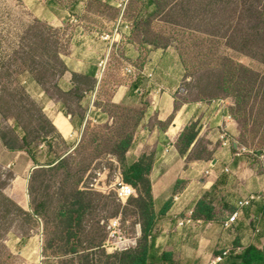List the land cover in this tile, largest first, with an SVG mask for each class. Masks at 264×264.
<instances>
[{"label": "rangeland", "instance_id": "1", "mask_svg": "<svg viewBox=\"0 0 264 264\" xmlns=\"http://www.w3.org/2000/svg\"><path fill=\"white\" fill-rule=\"evenodd\" d=\"M89 16L126 22L139 52L171 70L176 111L230 106V139L255 160L264 150V0H0V264L112 262L125 252L105 247L115 242L114 220L117 236L136 243L129 250L142 237L140 192L122 202L116 189L147 103L107 106L111 119L72 143L56 133L39 96L55 87L73 27ZM223 127L216 141L209 125L200 128L188 159L211 161ZM186 185L176 183L172 204L189 195ZM163 202L154 199L155 211Z\"/></svg>", "mask_w": 264, "mask_h": 264}, {"label": "crops", "instance_id": "2", "mask_svg": "<svg viewBox=\"0 0 264 264\" xmlns=\"http://www.w3.org/2000/svg\"><path fill=\"white\" fill-rule=\"evenodd\" d=\"M87 19L73 27L63 56L65 69L55 87L51 92L39 94L46 98L45 110L56 133L62 140L76 143L89 126H100L111 119L106 113L107 106L147 103L141 128L126 159L131 165L143 155L150 156L153 198L163 199V204L171 202L169 210L156 221L152 256L157 257L158 264H209L223 250L232 249L220 264H264L263 204L244 208L230 230L222 227L223 221L237 210L239 200L264 192L262 160L251 158L249 151L241 152L238 145L232 150L217 147L211 161L188 159L204 134L200 128L205 123L210 126L215 141L216 132L225 123L230 129L231 122L227 119L230 106L223 108L218 102L196 103L192 107L183 105L176 111L177 87L172 82L171 70L163 69L156 57L140 53L123 25L120 34H115L118 19L108 21L103 16ZM104 36L111 39L104 40ZM101 62L105 63V69L99 75ZM127 68L133 73H127ZM192 123L199 128V134L186 153L181 154L180 135ZM177 126L181 131L172 138L170 130ZM225 168L229 169L228 173ZM208 170L212 171L210 176L205 175ZM179 180L186 181L183 190H188L189 195L184 203L173 205L170 192H175ZM203 198L212 203L214 218L206 220L194 213L195 224L177 228L176 220L191 210L195 212ZM238 247L244 250L241 254L234 252Z\"/></svg>", "mask_w": 264, "mask_h": 264}, {"label": "trees", "instance_id": "3", "mask_svg": "<svg viewBox=\"0 0 264 264\" xmlns=\"http://www.w3.org/2000/svg\"><path fill=\"white\" fill-rule=\"evenodd\" d=\"M196 127V124H192L186 127L185 131L180 135L179 142L182 144L180 149L181 154L186 153L187 149L196 140L198 135ZM121 145L127 149L130 147V141L124 140L121 142ZM151 169L152 160L147 155H143L137 162L123 168L122 181L140 192L137 202L140 208L142 237L136 249L108 256L107 258L112 259V262H107L106 264H151L153 256L150 238L153 236L158 217L164 215L171 206V202L169 201L163 205L158 213L155 211L153 188L149 178ZM194 213L197 217L211 220L214 218V207L211 202L203 198L197 203ZM71 250L73 251L74 249ZM164 257H168V254H165ZM86 264L92 263L88 261Z\"/></svg>", "mask_w": 264, "mask_h": 264}, {"label": "built area", "instance_id": "4", "mask_svg": "<svg viewBox=\"0 0 264 264\" xmlns=\"http://www.w3.org/2000/svg\"><path fill=\"white\" fill-rule=\"evenodd\" d=\"M123 25L125 30H129L130 26L126 23L121 21L119 23V25H117V27L114 30L115 34H120V25ZM104 40H108L111 39V36H104L103 37ZM98 74L100 75L102 72H104L105 69V63L101 62L98 65ZM126 72L131 74L133 73L132 69L127 68ZM227 119L230 122H233V118L232 116H227ZM208 127V124L205 123L203 125V129H206ZM228 130H229V125L227 123H225L223 130L220 134V141H221V147L224 149H228L231 150V148H233V146L235 145V142L232 141L229 137L228 134ZM245 149H242L241 152H245ZM260 160H262V163L264 165V150L261 152V154L259 156H257ZM225 173L229 172L228 168H225ZM212 173V171L208 170L205 172V175L210 176ZM135 191L134 188L126 183H124L123 181L118 182L117 185V189H116V195H117V199L119 201H125L127 199H129L132 195H134ZM188 197V193L183 191L181 193L176 194L173 197V204L174 205H180L186 198ZM256 204H263L264 205V192H257V193H252L249 194L246 198H243L241 200L238 201L237 203V210L235 212H233L226 220L223 221L222 223V227L225 230H230L233 225L237 222V220L239 219L240 213L244 208H248V207H252ZM195 218H194V211L191 210L188 212V214L186 215V217L183 218H178L176 220V226L177 228H186L188 226H192L193 224H195ZM119 225L118 220H114L111 221L110 224L108 225V229L111 231V238L115 239V242H109V244L111 245V248H108V246H105L108 250H113V251H122V250H129L130 248L134 247V245H136V243L133 240H127L124 239L121 236H117V232L115 231V228ZM111 240V239H110ZM232 249H226L223 250L219 255L214 256L211 261L209 262V264H220L224 261V259L230 255ZM243 248L238 247L236 249H234V252H236L237 254H241L243 252ZM29 264H43L42 263V258L37 257L35 260L31 261Z\"/></svg>", "mask_w": 264, "mask_h": 264}, {"label": "bare ground", "instance_id": "5", "mask_svg": "<svg viewBox=\"0 0 264 264\" xmlns=\"http://www.w3.org/2000/svg\"><path fill=\"white\" fill-rule=\"evenodd\" d=\"M179 131H180L179 126L173 128V129H171V130H170V136H171L172 138L177 137Z\"/></svg>", "mask_w": 264, "mask_h": 264}]
</instances>
